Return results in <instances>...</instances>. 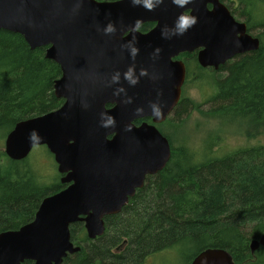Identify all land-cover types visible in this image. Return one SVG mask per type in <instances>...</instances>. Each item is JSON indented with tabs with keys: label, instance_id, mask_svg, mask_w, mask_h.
<instances>
[{
	"label": "water",
	"instance_id": "95a60500",
	"mask_svg": "<svg viewBox=\"0 0 264 264\" xmlns=\"http://www.w3.org/2000/svg\"><path fill=\"white\" fill-rule=\"evenodd\" d=\"M212 1L214 10L207 8L208 0H193L184 9L164 0L148 11L130 0H0V30L22 34L32 49L49 46L47 57L62 69L56 95L67 99L56 111L17 123L6 136L5 153L19 160L34 146L46 145L59 170L67 172L62 181L72 182L43 200L33 222L0 233V264H21L25 259L60 264L68 252L78 250L70 243V222L85 220L91 237L101 233V217L119 211L147 174L166 167L171 158L167 138L155 126L136 127L133 121L153 117L152 102H158L163 111L160 119L153 117L155 122L164 120L175 107L185 70L173 58L203 46L201 62L217 64L259 47V39L247 33L244 23ZM186 11L197 23L183 36L162 38L161 29ZM138 20L140 25L156 22V26L141 34L133 31ZM110 22L116 31L106 35L103 28ZM129 41L139 49L135 57L124 47ZM157 48L161 52L154 57ZM130 67L137 75L141 70L148 73L134 86L124 78ZM117 72L120 81L113 83ZM121 87L125 93L115 95ZM129 97L131 103H125ZM108 104L113 107L107 108ZM138 108L144 111L138 113ZM102 112L115 118V128L100 126ZM33 129L42 138L37 142L28 139ZM260 245L264 247V234L253 241L252 250ZM193 264L235 263L224 249H208Z\"/></svg>",
	"mask_w": 264,
	"mask_h": 264
},
{
	"label": "trees",
	"instance_id": "16d2710c",
	"mask_svg": "<svg viewBox=\"0 0 264 264\" xmlns=\"http://www.w3.org/2000/svg\"><path fill=\"white\" fill-rule=\"evenodd\" d=\"M233 2H238L239 17L257 29L261 43L257 50L238 55L209 74L215 92L206 101L207 112L216 118L235 112L233 117L245 122L237 133L259 141L264 134V14L257 12L263 10L257 3L264 0ZM60 74V66L46 57L45 47L31 49L21 34L0 30L4 137L19 120L61 105L53 89ZM190 109L184 98L167 124L183 123ZM216 136L213 144L223 139ZM179 142L164 170L150 177L120 213L109 216L103 236L89 239L80 223L74 226V239L81 248L64 264H145L146 257L172 247L188 250L186 256L220 247L237 264H264V248L250 249L252 240L264 234V143L226 153L209 147L199 153ZM33 169L30 158L15 161L0 151V231L32 219L42 198L58 189L56 184L40 183ZM124 239L128 242L123 251L114 253Z\"/></svg>",
	"mask_w": 264,
	"mask_h": 264
},
{
	"label": "flooded vegetation",
	"instance_id": "af4514ba",
	"mask_svg": "<svg viewBox=\"0 0 264 264\" xmlns=\"http://www.w3.org/2000/svg\"><path fill=\"white\" fill-rule=\"evenodd\" d=\"M100 1H114V0H100ZM216 2L219 3V4H221L222 6H224V7L230 12V14L233 16V18H234L236 21L241 22V23H244V24L246 25L247 33H248L250 36H252L253 38H258V39H259V47H260L261 39H260V37H259V32L257 31V29L252 30L251 28H249L246 19L243 18V17H241V16L239 17V15L237 14L238 11H237V9H236V6L238 5V2H237V3H234L233 0H216ZM234 4H235V6H234ZM257 5H258V8H259V9H260V8L263 9V6H261L260 3H257ZM207 8H208L209 10H214V8H215V3H214V1H212V0H208V2H207ZM255 8H256V10H257V6H255ZM257 12H260V13L264 14V9H263V10H261V9H260V10H257ZM186 13L189 14L190 11H186ZM155 26H156V22H145V23H143L142 25H140V29H139L138 32L141 33V34H147V33H149L150 31H152V30L155 28ZM1 30H3V29H1ZM4 30H6V29H4ZM8 31H9V30H8ZM254 31H256V32H254ZM15 33H16V32H15ZM19 34H20V33H19ZM21 35H22V34H21ZM22 36H23V35H22ZM23 37H24V36H23ZM24 38H25V37H24ZM25 40H26V39H25ZM26 42H27V40H26ZM27 43H28V42H27ZM28 44H29V43H28ZM29 46H30V45H29ZM30 47H31V46H30ZM42 47H45V46H42ZM259 47H258V48H259ZM37 48H38V47H37ZM48 48H49V46H46V47H45L46 57H47V49H48ZM31 49H32V48H31ZM35 49H36V48H35ZM203 50H204V47L201 46V47L196 48V49H194V50H192V51H183V52H180L177 56H175V57L173 58L174 61H181V62L183 63V65H184V70H185V79H184V83H183V85H182V87H181V96H180L179 100L177 101L175 107L170 111V113L166 116V118H165L164 120L160 121V122H155V121L153 120V117L147 116V117H143V118H137L136 120L133 121V123H134V125H135L136 127H140V126H141L142 124H144V123L147 124V125H153V126H155V127L157 128V130H158L163 136H165V137L167 138L171 150H172V140H170V138H169V135H170V134H168V132L165 131V127L170 128V125L167 124V121H168V119L173 115L176 106H177V105H178V104H179V103L185 98V88H186V86H187V84H188V80L191 79V78H197V77H198V78H201V77H204V76L208 77L209 74H210L211 72L219 70V69H220L221 67H223L228 61L234 59V58L237 57L238 55H241V54H245V53H248V52L255 51V50H250V51H246V52H244V53L237 54V55L233 56L232 58L227 59L225 62H219V63H217V64H203V63L201 62V60H200V53H201ZM256 50H257V49H256ZM47 58H48V57H47ZM49 59H50V58H49ZM51 60H53V59H51ZM53 61H54V60H53ZM55 62H56V61H55ZM56 63H57V62H56ZM57 64H58V63H57ZM58 65H59V64H58ZM59 66H60V65H59ZM60 70H61V74H60V76H59L58 78L55 79V81H54V85H53V89H54V94H55V96L61 100V105H60L58 108L53 109V110L48 111V112H45V113H43V114H40V115H36V116H33V117H29V118H26V119L19 120L18 122H16V124L19 123V122H21V121L28 120V119H30V118L38 117V116H41V115L47 114V113H49V112L56 111V110H58V109H60V108H62V107L64 106V104L66 103L67 99H66L65 97H59V96H57V95H56V89H55L56 81L59 80V79L62 77V69H61V66H60ZM198 73H199V74H198ZM200 106H201V105H200ZM111 107H113V105H111V104H108V105H107V108H111ZM197 108H200V107L198 106ZM192 110H193V108H192ZM186 120H188V117L185 119V121H186ZM16 124L14 125V127L16 126ZM14 127H13V128H14ZM112 137H113V135L109 136V138H112ZM171 137H172V136H171ZM37 146H43V147H45V149H46V151H47V153H45V154H46V156H49V158H50V162H49V164H50L51 162L54 163V168H56V172H55L54 174H53V172H49V170L52 171L50 168H49V170H46V169L42 170V171H44V172H42V171L39 172L38 169H33V172L37 175V178H39L40 183L45 184L46 186L49 185V186H47V187L53 186V185H55V184L58 185L59 187H58L57 190H54V191H50V192H48L47 195H45V196L42 198V200L40 201L39 206H38V208H37V210H36V212H35V214H34V216H33L32 219H30L29 221H27V222H25V223L19 225L17 228L1 230L0 233L8 232V231H17V230H20L23 226H25V225H27V224L33 222V221L35 220L36 215H37V212L39 211V208H40V206H41V204H42V202H43V200H44L45 198L50 197V196L55 195V194H58L59 192L65 190L66 188H68V186H70V185L72 184V182H70V183H65V182L62 181L63 177L66 176L67 172H61V171L59 170V163L57 162L54 153L51 152V151L49 150V148H48L46 145H36V146H34V147L32 148V150L30 151V153H29L26 157H24V158H22V159H19V160H15V161H20V160H23V159H28V158H30V160H31V166H33L34 168H37L36 165H35V163H34V161L32 162V159H33V157H32V156H33L32 151H33L34 148L37 147ZM5 154H6V153H5ZM6 155H7V154H6ZM43 156H44V155H43ZM171 156H172V153H171ZM7 157H9V156L7 155ZM9 158H10V157H9ZM40 159H41V158H40ZM171 159H172V157L170 158V160H171ZM12 160H13V159H12ZM45 160H46V164H48L47 159H45ZM164 168H165V167H164ZM164 168H163L162 170H164ZM162 170H159V171H162ZM53 171H54V170H53ZM159 171H158V172H159ZM158 172H156V173H154V174H147V175L145 176V179H144L143 185L135 188V193H134V195H132V196H131V195H128V199H127L126 203L122 205V207H121V209H120L119 211H117V212H113V213H107V214H104V215L101 217V222H102V232L96 234L94 237H91V236L89 235L88 229H87V227H86V221H85V220H77V221L70 222L69 227H68V228H69V234H70V243L72 244L73 248H78V250H76V251H74V252H68V254H67L66 256H63V257H62V261H61L60 264H64V263H65V259H66L68 256H72V255H74V254H75L77 251H79L80 248H81V246L79 245V243L74 239V226H75L77 223H80V224H81V226H82V228L84 229V232H85V235H86L87 238H89V239H96V238H98V237L103 236V235L105 234V231L107 230V225H108V218H109V216L120 213V212L123 210V208L129 204L131 198H133V197L136 195L137 191H138L139 189H142V188L145 186V184L147 183V181L149 180V178H150V177H154V176H156ZM48 173H49V175H50L49 177H45V176L42 175V174H48ZM41 178H43V179H41ZM44 178H46V179H44ZM49 183H52V184H49ZM86 216H87V215H80L79 217L84 218V217H86ZM255 240H259V239H254V240H252V242H251V244H250V249H251L252 252H255V251H256L258 248H260V247H263L262 245H260V246H258L255 250H252V243H253V241H255ZM127 242H128V240H127V239H124L121 243H118V245H116L115 248H114V251H115L114 253H120L121 251H123L124 247L127 245ZM172 248H173V247H172ZM178 248H179V247H178ZM263 248H264V247H263ZM180 249H181V248H180ZM208 249H223V248H220V247H207V248H204V249H202L201 251H199V252H197V253H194V252H193V253H191L188 257L186 256V264H193L194 261H195V259H196V258H197L202 252H204V251H206V250H208ZM224 250L227 251V252L230 254V252H229L228 250H226V249H224ZM162 252H163V251H162ZM230 255H231V254H230ZM231 257H232V259H233V256H232V255H231ZM233 261H234V259H233ZM234 263L237 264L235 261H234ZM21 264H36V260H35V259H25L24 261L21 262Z\"/></svg>",
	"mask_w": 264,
	"mask_h": 264
},
{
	"label": "rangeland",
	"instance_id": "374dc122",
	"mask_svg": "<svg viewBox=\"0 0 264 264\" xmlns=\"http://www.w3.org/2000/svg\"><path fill=\"white\" fill-rule=\"evenodd\" d=\"M261 6L264 7V3H262ZM213 92H215V88L209 85V77L204 76L188 80V84L185 88V98L189 100L191 109L183 117L185 118L188 116V120H184L183 123L177 122L172 126L170 125L173 130L165 127V131L170 134V137L172 136V148L176 149L179 146V141H181L185 142L190 148L198 150L199 153H203L204 150H207L209 147L213 150H221L218 153H226L239 147L254 146L264 143V134L259 137V141H255L244 134L237 133V131L244 127L245 122L241 121L242 119L233 117L235 112L229 111L223 117L220 116L219 118L215 116L212 117V114L207 112L208 102L206 101ZM198 106L200 107L199 109H197ZM204 113L209 115H205ZM217 134L221 135L223 139L219 140L218 138L213 144ZM180 138L183 140H179ZM5 140L6 137L0 132V151L5 152ZM45 153H47L45 147H35L32 151V162L34 161L37 167L35 169H38L39 172L44 169L49 170L50 168L52 171L49 170V172H53L54 174L56 172L54 163L51 162L49 164L50 158L46 156ZM45 159H47L48 164H46ZM42 175L45 177L50 176L49 173ZM187 251L188 250L183 247H181V249L178 247L169 248L163 252L161 251L162 253L152 254L146 257L145 264H186Z\"/></svg>",
	"mask_w": 264,
	"mask_h": 264
},
{
	"label": "clouds",
	"instance_id": "9594fccd",
	"mask_svg": "<svg viewBox=\"0 0 264 264\" xmlns=\"http://www.w3.org/2000/svg\"><path fill=\"white\" fill-rule=\"evenodd\" d=\"M133 6H140L144 7L148 11H153L155 8L159 7L160 4L164 2V0H130ZM171 2L177 6L178 8L184 9L189 4L193 2V0H171ZM79 7V5H77ZM197 23V18L192 15H188L184 12H181L173 22L171 26L165 25L161 29V36L164 39H171L173 37H179L183 36L190 28H192ZM141 21H136V23L133 25V31H139L140 29ZM116 31V26L113 23H108L103 28V32L106 35L113 34ZM135 39V38H134ZM133 57L139 52V49L135 46V43L133 41H129L127 45H125ZM161 52V49L157 48L154 50V57H158L159 53ZM146 70H141L140 73L137 75L136 70L134 67H130L128 71L124 73L125 80L128 81V83L132 86L137 84L139 82L140 76L147 75ZM120 81V73H115L112 76V82L113 83H119ZM121 93H125V89L118 88L114 92L115 95H120ZM125 103H131V98H127L124 100ZM84 107L87 108L88 105L84 104ZM149 107L151 108V115L156 118L157 120L161 118L163 115L162 108L158 102H152ZM144 110L143 108H138L137 112L142 113ZM100 126L103 128H115L116 127V120L115 118L107 113L102 112L100 113ZM127 131H131V129H126ZM28 139L30 142H37L41 137H39L38 132L33 129L29 135Z\"/></svg>",
	"mask_w": 264,
	"mask_h": 264
},
{
	"label": "bare ground",
	"instance_id": "6f19581e",
	"mask_svg": "<svg viewBox=\"0 0 264 264\" xmlns=\"http://www.w3.org/2000/svg\"><path fill=\"white\" fill-rule=\"evenodd\" d=\"M171 153H172V150H171ZM11 159V158H10Z\"/></svg>",
	"mask_w": 264,
	"mask_h": 264
}]
</instances>
